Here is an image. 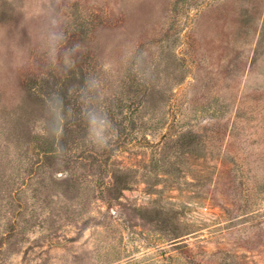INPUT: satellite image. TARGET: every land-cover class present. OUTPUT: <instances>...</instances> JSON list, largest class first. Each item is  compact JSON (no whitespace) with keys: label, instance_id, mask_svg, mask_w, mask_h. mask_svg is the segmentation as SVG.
<instances>
[{"label":"rangeland","instance_id":"rangeland-1","mask_svg":"<svg viewBox=\"0 0 264 264\" xmlns=\"http://www.w3.org/2000/svg\"><path fill=\"white\" fill-rule=\"evenodd\" d=\"M0 264H264V0H0Z\"/></svg>","mask_w":264,"mask_h":264},{"label":"trees","instance_id":"trees-1","mask_svg":"<svg viewBox=\"0 0 264 264\" xmlns=\"http://www.w3.org/2000/svg\"><path fill=\"white\" fill-rule=\"evenodd\" d=\"M38 82H40L39 84H45L46 82H47V80L46 79H43L42 81H38ZM31 84V82L29 83V85ZM180 242L179 241H175V242H173L172 244H175V246H179L180 244H179ZM182 248V247H181ZM165 257V256H164ZM171 258V260H172V258L174 259V257L173 256H171L170 257ZM159 260H160V258H159Z\"/></svg>","mask_w":264,"mask_h":264},{"label":"clouds","instance_id":"clouds-1","mask_svg":"<svg viewBox=\"0 0 264 264\" xmlns=\"http://www.w3.org/2000/svg\"><path fill=\"white\" fill-rule=\"evenodd\" d=\"M61 104H62V102H61ZM58 119H59V120H62V119H63V116H62V115H59V116H58ZM93 122H94V121H93ZM60 132H61V129L58 127V128H57V134H59Z\"/></svg>","mask_w":264,"mask_h":264}]
</instances>
